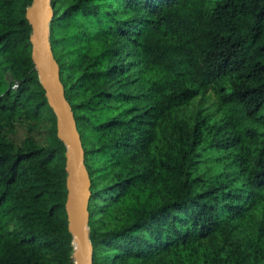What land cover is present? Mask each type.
I'll return each mask as SVG.
<instances>
[{
	"label": "trees",
	"instance_id": "16d2710c",
	"mask_svg": "<svg viewBox=\"0 0 264 264\" xmlns=\"http://www.w3.org/2000/svg\"><path fill=\"white\" fill-rule=\"evenodd\" d=\"M34 1L0 0V264H76ZM51 4L90 181L92 264H264V0ZM209 92L216 112L180 116ZM245 223V244L206 247Z\"/></svg>",
	"mask_w": 264,
	"mask_h": 264
},
{
	"label": "water",
	"instance_id": "95a60500",
	"mask_svg": "<svg viewBox=\"0 0 264 264\" xmlns=\"http://www.w3.org/2000/svg\"><path fill=\"white\" fill-rule=\"evenodd\" d=\"M52 0H35L28 12L33 26V60L40 74V81L47 91V98L58 122V137L67 146L68 213L69 229L74 247L78 251L80 264H92V245L89 239L90 181L83 164V148L76 130L71 107L63 95L59 80V67L54 59L49 41L50 24L53 18ZM44 79V81L42 80Z\"/></svg>",
	"mask_w": 264,
	"mask_h": 264
},
{
	"label": "rangeland",
	"instance_id": "374dc122",
	"mask_svg": "<svg viewBox=\"0 0 264 264\" xmlns=\"http://www.w3.org/2000/svg\"><path fill=\"white\" fill-rule=\"evenodd\" d=\"M218 101L215 95L212 92L207 93L203 97L197 98L192 102L190 106L185 108L180 116L184 119L196 118L197 113L201 115H208L212 112H216ZM219 120V117L216 116L213 118V121ZM242 231H235L230 236V241H225L224 237H219L216 240H205L206 247L211 249H217L218 247L223 250H231L233 247L235 248L237 243L245 244L247 240L253 239L255 235V225L251 223L243 224ZM75 255V253H74ZM73 255V257H74Z\"/></svg>",
	"mask_w": 264,
	"mask_h": 264
},
{
	"label": "bare ground",
	"instance_id": "6f19581e",
	"mask_svg": "<svg viewBox=\"0 0 264 264\" xmlns=\"http://www.w3.org/2000/svg\"><path fill=\"white\" fill-rule=\"evenodd\" d=\"M30 17H32V9L30 10ZM42 80L44 81V79L42 78ZM74 253H75V255H74V260H75V263L76 264H80V262H79V255H78V251H77V249L75 248L74 249Z\"/></svg>",
	"mask_w": 264,
	"mask_h": 264
}]
</instances>
